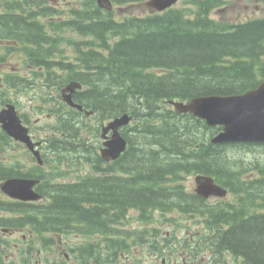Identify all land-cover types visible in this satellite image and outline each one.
<instances>
[{
    "label": "trees",
    "instance_id": "obj_1",
    "mask_svg": "<svg viewBox=\"0 0 264 264\" xmlns=\"http://www.w3.org/2000/svg\"><path fill=\"white\" fill-rule=\"evenodd\" d=\"M67 1L72 0H0V62L20 51L28 65L27 75L0 74V105L16 94L17 102L21 95L46 105L54 118L53 135L46 138L54 160L74 151L78 156L72 159L90 156L99 174L50 184L54 172L38 166L27 172L0 166V178L18 175L44 181L38 190L47 201L36 207L14 204L21 215L17 220L41 236L57 231L107 234L103 260L110 262L123 238L143 236L142 231H121L129 210L141 223L152 219L154 210L199 214L215 229L209 236L212 249H227L248 264H264V150L247 160L256 145L212 143L219 126L178 114L168 104L170 99L236 94L255 87L264 75V17L229 26L208 17L217 1L196 0L193 18L185 17L188 10L174 8L115 22L100 12L95 0H76L79 6ZM67 30L87 37H66ZM65 48L74 50L72 58L59 51ZM72 80L82 84L75 101L93 116L60 100V89ZM122 113L133 118L122 130L127 148L100 167L99 157L84 145L91 140L82 132L96 136L101 121ZM4 137L0 131L1 142ZM252 171L259 173L257 178H241ZM198 172L227 186L238 206H210L186 191L180 177ZM114 233L115 244L110 237ZM78 250L85 262L88 257L100 259L94 245Z\"/></svg>",
    "mask_w": 264,
    "mask_h": 264
},
{
    "label": "water",
    "instance_id": "obj_2",
    "mask_svg": "<svg viewBox=\"0 0 264 264\" xmlns=\"http://www.w3.org/2000/svg\"><path fill=\"white\" fill-rule=\"evenodd\" d=\"M176 0H151L154 8L162 10ZM80 87L79 83H70L63 92L70 91L64 99L72 106L81 109V106L71 100L74 89ZM178 112H191L193 115L206 120L209 125H222V130L212 140L225 141H256L264 142V80L256 88L244 93L232 95H210L191 98L187 103L173 102ZM129 117L124 114L114 118L103 128L106 132L112 129L113 133L104 144V155L116 157L125 146V140L118 132V128L126 124ZM2 128L11 136L24 141L28 148L33 150L34 143L27 135L28 129L21 123L14 105L7 104L0 110ZM34 154L37 151H33ZM36 180L12 178L4 181L1 189L17 198H37L31 187ZM197 191L204 196L224 195L225 190L214 184L213 179L207 175L196 176Z\"/></svg>",
    "mask_w": 264,
    "mask_h": 264
},
{
    "label": "rangeland",
    "instance_id": "obj_3",
    "mask_svg": "<svg viewBox=\"0 0 264 264\" xmlns=\"http://www.w3.org/2000/svg\"><path fill=\"white\" fill-rule=\"evenodd\" d=\"M144 1L141 2H134L133 4H122L117 5L113 4V10L115 11L116 17L121 19L123 17L129 16V15H146L150 12H148L144 6ZM182 2L176 5H181ZM188 4V3H186ZM258 6L260 8L255 9L256 12H254L255 15H264V0H232L229 4V7L222 6L219 9H214L211 12V16L214 17L216 20H227V21H233L236 18L243 17L246 15V13L252 14L253 7L244 8V6ZM180 7V6H179ZM193 8V7H192ZM244 18H241L242 20ZM66 36L70 37H76L75 34H73L70 31L65 32ZM66 52L67 54H73L74 50H62ZM22 54L20 52H17L15 54H12L7 61H5L3 64H0V72L3 70H11V69H17V67L22 70L24 69L22 65ZM21 101L24 103L22 105V108L18 106L19 112H24L25 109H29L28 105H26V98H22ZM35 100L32 102V105L34 104L35 113L32 116V119L29 118L30 122L36 126H39L41 128L42 124L44 123V120H49V124L54 122V118L47 116L46 107L44 106V109H41V104H38V107H35ZM37 109L39 112L37 113ZM29 117V116H28ZM39 133H42V129H39ZM78 152V151H77ZM81 156L83 153L78 152ZM256 154H259V151L256 150ZM10 155H13L14 157L24 159V150L18 149L17 151H13V154H9L7 151H0V158L1 159H9ZM253 159V158H251ZM33 162L30 160L27 165L32 164ZM76 165L72 166L71 170H77L71 172L72 174H76L80 172L81 168H75ZM84 169H82L83 171ZM62 180V179H61ZM184 186L187 189H193V175L185 176V179L182 180ZM230 194H228L226 199H230ZM131 217L133 216V213L131 212ZM126 228L129 230H134L135 227H140V223L136 222V220L133 218H129L127 221H125ZM146 228H148L150 231L152 227H159V230L162 232L161 234H167L168 236L175 237V240H181L183 237H189L194 238L198 242H201L204 238V234H208L210 232L206 231V227L204 224L200 221V219L197 216H187V217H181L175 213H169L164 218H158L157 214H155V217H153L148 223H145L144 225ZM9 236L13 242L12 244L16 246L22 245L23 239L21 237H24L29 241V235L28 233H25V231H10ZM150 236L151 234H147ZM35 247H39V240L34 239ZM177 249L179 251L184 250L182 247H178L179 243H176ZM42 246V245H41ZM130 251L133 252L137 256L135 258L137 261H144L146 263H150V261L153 260L151 256L148 255L147 252L144 250V246L138 243H131L130 244ZM45 251V250H44ZM206 250H199L198 256L202 258V255L206 254ZM144 252V253H143ZM176 254V253H175ZM174 255H172L173 257ZM179 258V257H178ZM133 261V260H132ZM168 261V260H167ZM170 262H172V259H170ZM200 262V259L198 260ZM169 263V261H168ZM119 264H127V262H120ZM133 264V263H132ZM222 264H244L240 259L233 258L230 255H226L224 257V261Z\"/></svg>",
    "mask_w": 264,
    "mask_h": 264
},
{
    "label": "bare ground",
    "instance_id": "obj_4",
    "mask_svg": "<svg viewBox=\"0 0 264 264\" xmlns=\"http://www.w3.org/2000/svg\"><path fill=\"white\" fill-rule=\"evenodd\" d=\"M60 152V151H59ZM58 152V153H59ZM75 165H77V164H75ZM75 168H76V166H75ZM72 169V168H71ZM180 178H182V177H180ZM180 178H178V179H180ZM48 190V189H47ZM41 192V191H40ZM223 206H225V207H228V208H232V207H235V205H233V204H228V203H225V204H223ZM218 209V208H217ZM215 212H216V210H215ZM220 213H221V211H220ZM226 215V214H225ZM108 217V216H107ZM228 218V217H227ZM135 233V232H134ZM245 264H248V263H246L245 262Z\"/></svg>",
    "mask_w": 264,
    "mask_h": 264
},
{
    "label": "flooded vegetation",
    "instance_id": "obj_5",
    "mask_svg": "<svg viewBox=\"0 0 264 264\" xmlns=\"http://www.w3.org/2000/svg\"><path fill=\"white\" fill-rule=\"evenodd\" d=\"M47 190V189H46ZM205 264H209V262L205 263Z\"/></svg>",
    "mask_w": 264,
    "mask_h": 264
}]
</instances>
